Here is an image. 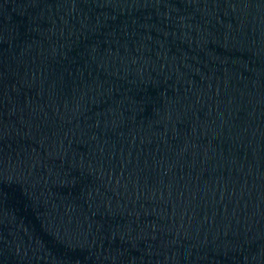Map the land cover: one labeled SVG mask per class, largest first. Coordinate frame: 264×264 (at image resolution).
<instances>
[{
	"label": "water",
	"instance_id": "obj_1",
	"mask_svg": "<svg viewBox=\"0 0 264 264\" xmlns=\"http://www.w3.org/2000/svg\"><path fill=\"white\" fill-rule=\"evenodd\" d=\"M0 264H264V0H0Z\"/></svg>",
	"mask_w": 264,
	"mask_h": 264
}]
</instances>
